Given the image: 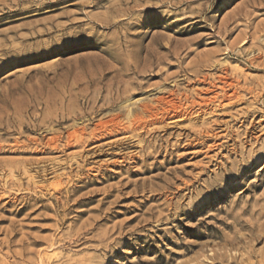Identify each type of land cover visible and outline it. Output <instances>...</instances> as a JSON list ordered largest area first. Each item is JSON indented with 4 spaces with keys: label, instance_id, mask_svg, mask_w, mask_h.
<instances>
[{
    "label": "rangeland",
    "instance_id": "rangeland-1",
    "mask_svg": "<svg viewBox=\"0 0 264 264\" xmlns=\"http://www.w3.org/2000/svg\"><path fill=\"white\" fill-rule=\"evenodd\" d=\"M0 264H264V0H0Z\"/></svg>",
    "mask_w": 264,
    "mask_h": 264
}]
</instances>
